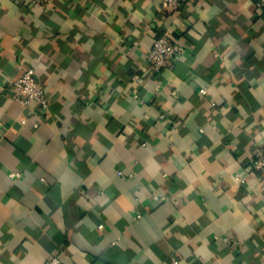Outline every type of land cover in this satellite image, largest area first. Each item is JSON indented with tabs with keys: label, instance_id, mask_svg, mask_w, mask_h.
<instances>
[{
	"label": "crops",
	"instance_id": "0c3cea01",
	"mask_svg": "<svg viewBox=\"0 0 264 264\" xmlns=\"http://www.w3.org/2000/svg\"><path fill=\"white\" fill-rule=\"evenodd\" d=\"M27 66L47 111L12 99ZM0 121V264H264L255 0H0Z\"/></svg>",
	"mask_w": 264,
	"mask_h": 264
},
{
	"label": "built area",
	"instance_id": "2783aa9c",
	"mask_svg": "<svg viewBox=\"0 0 264 264\" xmlns=\"http://www.w3.org/2000/svg\"><path fill=\"white\" fill-rule=\"evenodd\" d=\"M20 2L31 6H44L49 0H19ZM183 0H162V7L165 10L177 11L182 6ZM255 6L264 13V0H255ZM179 47L171 39L167 31H157L152 48L147 53L146 59L148 61L149 73L155 74L167 67L170 62L177 57ZM135 80L143 81V77L136 76ZM12 99L20 105L26 107L32 102H37L40 109L47 111L50 105V99L47 96L43 86L39 82L35 70L30 67H23L19 75L10 81ZM201 93L205 89L200 90ZM163 117V115L161 116ZM4 132L3 123L0 121V138ZM252 167L258 172L262 181H264V143L258 146L254 152L252 159ZM10 177H18V171H11ZM226 240H232L225 238ZM56 259L53 263H57Z\"/></svg>",
	"mask_w": 264,
	"mask_h": 264
}]
</instances>
